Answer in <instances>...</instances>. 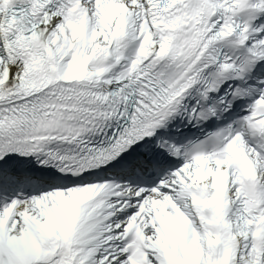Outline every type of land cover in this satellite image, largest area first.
Here are the masks:
<instances>
[{
  "label": "snow or ice",
  "instance_id": "obj_1",
  "mask_svg": "<svg viewBox=\"0 0 264 264\" xmlns=\"http://www.w3.org/2000/svg\"><path fill=\"white\" fill-rule=\"evenodd\" d=\"M0 264H264V0H0Z\"/></svg>",
  "mask_w": 264,
  "mask_h": 264
}]
</instances>
